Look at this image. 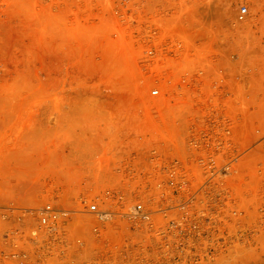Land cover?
Segmentation results:
<instances>
[{
    "label": "rangeland",
    "instance_id": "obj_1",
    "mask_svg": "<svg viewBox=\"0 0 264 264\" xmlns=\"http://www.w3.org/2000/svg\"><path fill=\"white\" fill-rule=\"evenodd\" d=\"M0 202L78 212L40 264H264V0H0Z\"/></svg>",
    "mask_w": 264,
    "mask_h": 264
},
{
    "label": "built area",
    "instance_id": "obj_2",
    "mask_svg": "<svg viewBox=\"0 0 264 264\" xmlns=\"http://www.w3.org/2000/svg\"><path fill=\"white\" fill-rule=\"evenodd\" d=\"M247 6L241 7L238 19L243 21L248 15ZM159 90L153 91V95H158ZM259 133V130H258ZM230 131L225 129V142L231 143ZM206 159L208 163L205 164ZM200 171L209 173L212 177H228L231 174L232 162L220 164L215 155L200 160ZM187 202L181 207L187 206ZM86 213L95 216L97 224L92 228V232L100 235L107 225H113L117 221H149L151 212L138 203L130 206L126 211H117L109 208H100L97 203L84 206ZM77 211L66 210L46 204L44 207H24L18 203L0 202V262L2 264H40L38 255L47 244L53 250V233L61 231L73 223L71 215ZM83 226V225H82ZM86 226V225H84ZM67 233H62L65 236ZM78 242L83 243L79 238ZM53 258V255L52 257Z\"/></svg>",
    "mask_w": 264,
    "mask_h": 264
},
{
    "label": "bare ground",
    "instance_id": "obj_3",
    "mask_svg": "<svg viewBox=\"0 0 264 264\" xmlns=\"http://www.w3.org/2000/svg\"><path fill=\"white\" fill-rule=\"evenodd\" d=\"M84 219H86V218H84ZM86 220H88V219H86ZM90 220H93V219H90ZM90 220H88V221H90ZM92 222V221H91Z\"/></svg>",
    "mask_w": 264,
    "mask_h": 264
}]
</instances>
